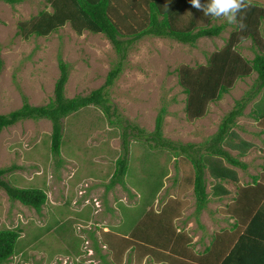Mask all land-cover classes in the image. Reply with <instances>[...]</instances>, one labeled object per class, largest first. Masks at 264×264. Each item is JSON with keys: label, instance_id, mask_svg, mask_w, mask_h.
Masks as SVG:
<instances>
[{"label": "rangeland", "instance_id": "1", "mask_svg": "<svg viewBox=\"0 0 264 264\" xmlns=\"http://www.w3.org/2000/svg\"><path fill=\"white\" fill-rule=\"evenodd\" d=\"M251 1L264 5V0ZM42 9H51L47 0L0 1V114L19 108L23 97L31 105L48 104L59 76V59L69 65L64 91L69 98L86 95L103 85L119 62L120 71L106 87L109 116L90 105L62 119L59 154L51 151V123L45 118L23 119L0 132V168L14 167L2 176L3 180L15 187L44 190L47 195L37 211L9 199L0 187V228L22 230L16 242L17 253L2 264H100L101 259L109 260L110 246L116 251L110 264H119L125 262L124 247L133 245V253L142 247L134 238L126 241L119 236L134 227L147 207L154 209L156 203L167 198L168 190H172V199L179 191L190 189L186 178L192 164L179 146H200L212 137L236 101L247 99L256 74L238 79L221 99L208 104L202 118L189 120L177 70L204 64L216 48L224 45L230 26L218 36L199 38L194 45L147 35L135 41L121 60L104 35L88 31L79 35L68 23L45 37H21L18 24ZM194 16L192 9L186 10L177 26L185 25ZM139 17L129 19L136 22ZM240 49L244 56L253 57L250 40L243 42ZM258 97L247 103L232 131L244 140L253 139L256 146L264 149V134H256V138L250 134L264 127L246 115ZM162 107V136L171 145L155 146L147 138ZM124 130L128 151L123 146ZM232 139L239 142L237 137ZM221 146L232 156L238 152L224 143ZM199 152H205L204 146ZM259 154L257 148H252L245 162L250 163V158ZM124 158L127 169L122 183H112L117 161ZM226 165L239 175L237 185L248 181L249 170ZM208 215L204 214V219H209ZM105 217L109 222H101ZM232 223L227 222L230 228ZM104 225L109 232H103ZM89 246L99 253L100 261L93 250V262H87ZM132 261L130 257L127 264L137 263Z\"/></svg>", "mask_w": 264, "mask_h": 264}, {"label": "trees", "instance_id": "2", "mask_svg": "<svg viewBox=\"0 0 264 264\" xmlns=\"http://www.w3.org/2000/svg\"><path fill=\"white\" fill-rule=\"evenodd\" d=\"M2 1L15 3L19 0ZM200 2L204 5L208 0H200ZM47 3L50 10L42 9L35 16L18 24L21 37L24 39L31 36L45 37L68 23L76 34L81 35L84 31H88L104 35L121 60L135 41L147 35L172 38L181 43L194 45L201 37L218 36L228 26L231 27L224 45L216 48L204 64L194 67L185 65L177 70L178 83L185 94L186 118L189 120L202 118L207 112L208 104L221 99L238 79L255 73V86L246 93L247 99L236 101L235 108L223 117L217 132L212 137L202 142L200 146L188 143L179 147L192 164V172L186 179L192 184L195 198L193 215L196 218L209 201L206 174L212 179L214 195L229 193L223 185L224 182L236 183L235 196L225 205L223 211L233 219L231 227L234 230L233 239L231 240L230 237L226 240L228 244L220 249L222 253L219 256L211 258L213 261L211 264H264V183L253 177L251 183L237 185L236 171L226 165L239 166L242 169L246 167V163L239 157L244 156L252 146V142L239 138L232 129L236 118L243 115L247 103L257 95H259L258 99L253 102L246 115L260 124L264 121V5L251 1V7L238 15L237 19L242 16L245 25L243 30H240L223 18L205 16L202 10L192 7L190 0H47ZM189 9H192L196 16L190 18L185 25L177 26L181 14ZM129 16L140 17L136 22H132ZM127 20L130 21L129 24ZM197 20H201L202 23H198ZM246 40L251 41V48L254 50L252 58L244 56L240 49L241 44ZM119 63L109 71L103 85L86 95L78 94L69 98L64 94L69 77V65L59 59V76L54 83V96L49 103L35 106L23 97V103L19 108L0 114V132L23 119L45 118L51 123V151L59 154L63 118L90 105L98 106L109 116L110 106L106 87L117 77L120 71ZM2 64L0 56V69ZM164 115L165 107H162L155 118L154 129L147 138L156 143L155 146L162 143L165 146L171 145V142L166 141L162 136ZM255 134L257 136L264 134V129ZM122 136L124 149L128 151L125 130ZM233 136L238 138V143L232 142ZM223 143L237 149L238 153L232 156L222 148ZM201 145L204 146L205 152L200 154ZM192 152L197 156L192 155ZM12 169H14L12 166L0 168V187L5 190L9 199L17 200L39 211L46 202V192L6 183L2 176ZM126 169V159H118L112 183H122L121 178L126 173ZM172 199L167 200L178 203L176 198ZM163 208L164 212L158 214L153 207H149L148 217L150 220L153 216L156 219L160 218L161 224L170 226L171 222L167 217L171 218L175 212L167 216L166 210L170 209L169 205H164ZM21 232L20 228H0V264L8 262L17 253L15 247ZM133 238L136 239V235ZM128 239L130 240V237ZM140 240L151 248L146 237L141 236ZM215 242L206 248V255L212 252Z\"/></svg>", "mask_w": 264, "mask_h": 264}, {"label": "crops", "instance_id": "3", "mask_svg": "<svg viewBox=\"0 0 264 264\" xmlns=\"http://www.w3.org/2000/svg\"><path fill=\"white\" fill-rule=\"evenodd\" d=\"M251 120L256 124L258 123L252 118ZM261 124L264 127V121L261 122ZM251 133L252 131L250 134ZM252 135L253 137L255 135L256 138V134L254 132ZM247 141L252 142V146L247 150L244 156L239 157V159L242 162H245V159L249 157V153L251 152L252 148H257V153H260V156H254L250 158V163L245 162V169H242L239 166L237 167L242 169V171L249 170V172L246 174L248 181L245 183H251L253 181V177H256L257 181L264 183V149L260 148L259 145L256 146L253 139H248ZM257 161H259V163H257ZM206 176L208 179V184H210V186L207 184L209 201L206 208L200 212L198 218L193 215L195 198L190 181V189H188L186 192L179 191L177 194L172 195V198H176L178 203L167 200L171 196L170 191H172L171 189L168 190L169 194L167 195V198L156 203L154 209L155 213H163L164 205H169L170 209L166 210V215L169 216L175 212L171 218L167 217L169 222H171L170 226L167 224H161L159 221L160 218L156 219L154 216L150 220L148 217V207L146 212L135 223L134 227L125 234L119 236V238H123L126 241H131L128 238L130 237L131 239L133 231H135L136 234L134 235H136V244L138 243L139 246L142 247H138V250H136L134 253L133 245L129 244L124 247L123 258L125 259V262L120 261L119 264H127L130 257L132 258L133 263L137 262L136 264H211L213 262L211 258H214V256H219L222 253L220 249L224 247L225 244H228L226 240H228L230 237L232 240L234 235V230L231 229L230 225L227 224V222L230 223L233 221V219L229 218L228 215H226L223 211L225 210V205L232 200L233 196H235L236 183L234 184L233 181L224 182L223 185L229 191V193L227 195H214L215 190H213V185L211 184L212 179L208 176V174ZM229 185L232 188L229 187ZM190 192L192 194L191 196ZM86 202L87 201L85 200V203ZM222 203H224V206H222ZM210 205H214L215 207H211ZM191 208H193L192 211ZM188 210L189 212H187ZM204 214H209L208 216H210V218L208 219L206 217V219H204ZM227 218L229 221H227ZM105 219L106 217L103 218L101 222H109V219ZM202 228H205V231L201 230ZM104 231L109 232L106 225L103 226V232ZM141 236L147 238V241L150 242L151 248L148 247L149 245L146 246V243L141 242ZM214 242L215 246L212 252L209 255H206V248ZM93 248L94 247L89 246L87 249L89 250V252L86 253L87 257H89V260L87 261L88 263L93 262V250L99 261L101 258L99 257V253H97ZM115 253V249L110 246V251L108 252L109 260L104 261L101 259L100 264H110Z\"/></svg>", "mask_w": 264, "mask_h": 264}, {"label": "clouds", "instance_id": "4", "mask_svg": "<svg viewBox=\"0 0 264 264\" xmlns=\"http://www.w3.org/2000/svg\"><path fill=\"white\" fill-rule=\"evenodd\" d=\"M192 7L202 10L205 16L223 18L229 24L236 25L240 30L245 27L243 17L238 15L251 7V0H208L204 5L200 0H190Z\"/></svg>", "mask_w": 264, "mask_h": 264}]
</instances>
